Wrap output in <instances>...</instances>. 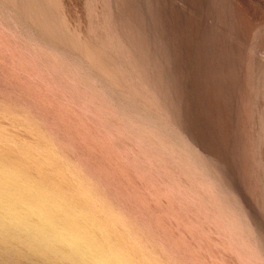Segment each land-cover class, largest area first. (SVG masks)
I'll list each match as a JSON object with an SVG mask.
<instances>
[{
    "label": "rangeland",
    "instance_id": "374dc122",
    "mask_svg": "<svg viewBox=\"0 0 264 264\" xmlns=\"http://www.w3.org/2000/svg\"><path fill=\"white\" fill-rule=\"evenodd\" d=\"M20 1L0 0V152L48 147L153 264H264V0Z\"/></svg>",
    "mask_w": 264,
    "mask_h": 264
},
{
    "label": "bare ground",
    "instance_id": "6f19581e",
    "mask_svg": "<svg viewBox=\"0 0 264 264\" xmlns=\"http://www.w3.org/2000/svg\"><path fill=\"white\" fill-rule=\"evenodd\" d=\"M28 0L22 1L25 2L26 5L32 6L34 3L33 0H29L30 2L27 3ZM35 4L37 5L38 2L35 0ZM39 1V0H38ZM43 1V0H41ZM127 1V0H126ZM125 1V2H126ZM137 1V0H133ZM130 1V2H133ZM152 3L153 1L150 0ZM158 0H156L157 2ZM161 1V0H160ZM166 1V0H165ZM170 1V0H169ZM168 1V2H169ZM173 1V0H172ZM176 1V0H175ZM174 1V2H175ZM40 2V1H39ZM129 2V3H130ZM147 2V1H146ZM155 2V1H154ZM164 2V1H163ZM184 2V1H183ZM190 2V1H189ZM200 2V1H199ZM232 2V1H231ZM21 1L20 4L22 5ZM41 2V5L44 3ZM149 3V2H148ZM167 3V2H166ZM177 3V2H175ZM181 3V2H180ZM186 3V2H185ZM24 4V3H23ZM34 4V5H35ZM126 4V3H125ZM136 4V3H135ZM154 4V3H153ZM152 4V5H153ZM158 4V3H157ZM170 4V3H168ZM167 4V5H168ZM173 4V3H172ZM178 4V3H177ZM184 4V3H183ZM218 4V3H217ZM230 4V2H229ZM33 8L36 7V5ZM40 4H38L39 9L38 11L41 12L42 8L45 11V8ZM124 5V3H123ZM127 5V4H126ZM151 5V4H150ZM151 5V7H152ZM155 5V4H154ZM165 5V4H164ZM180 5V4H179ZM182 5V3H181ZM180 5V7H182ZM194 5V4H193ZM130 6V5H129ZM136 6V5H135ZM138 6V5H137ZM143 6V5H141ZM157 6V5H156ZM159 6H161L159 4ZM185 6V5H184ZM183 6V8H184ZM229 6V5H228ZM24 13L28 12L30 15L31 13L35 15V12L38 11L33 9L32 7L27 6L28 11L25 5H22ZM149 7V6H148ZM162 7V6H161ZM160 7V8H161ZM167 7V6H166ZM169 7V5H168ZM167 7V8H168ZM179 7V6H178ZM179 7V8H180ZM190 7V6H189ZM192 7V6H191ZM190 7V8H191ZM31 8V9H30ZM48 13L44 14H52L53 11L51 7H47ZM130 8V7H129ZM132 8V3H131ZM134 8V3H133ZM137 12H138V7ZM134 8V9H135ZM154 8V6L152 7ZM165 8V7H164ZM188 8V7H187ZM200 8V7H199ZM198 8V9H199ZM206 8V7H205ZM30 9V10H29ZM197 9V10H198ZM229 9V8H228ZM52 11V13L50 12ZM124 10V8H123ZM136 10V9H135ZM140 10V9H139ZM153 10V9H151ZM181 10V9H180ZM193 10V8L191 9ZM202 10V9H201ZM210 10V9H209ZM32 11V12H30ZM133 11V9L131 10ZM142 13L144 11L141 10ZM140 11V12H141ZM150 11V10H149ZM155 11V9L153 10ZM175 11V9H174ZM206 11V9H205ZM22 12V11H21ZM20 12V13H21ZM30 12V13H29ZM50 12V13H49ZM123 12V11H122ZM135 12V13H137ZM158 12V11H157ZM170 12V9L168 10ZM198 12V11H197ZM195 12V13H197ZM214 12V11H213ZM218 12V11H217ZM41 13L43 18L36 19L40 17H34L33 21L38 22L37 24L39 27L44 24L43 21L46 23L49 22L45 19V16ZM173 13V12H172ZM178 13V11H177ZM176 13V14H177ZM39 14V13H37ZM151 14V13H150ZM158 14V13H157ZM171 14V13H170ZM175 14V13H173ZM180 14V13H179ZM183 14V13H181ZM189 14V13H188ZM193 14V12H192ZM190 14V16L192 15ZM220 14V12H219ZM224 14V13H223ZM23 15V14H22ZM27 16L31 18L33 16ZM53 15V14H52ZM56 15V14H55ZM136 15V14H135ZM138 15V14H137ZM141 15V14H140ZM153 14H151L152 16ZM156 15V14H155ZM165 15V14H164ZM162 15V18H166ZM168 17V14H166ZM165 15V16H166ZM184 15V14H183ZM197 15V14H195ZM213 15V14H212ZM24 16V15H23ZM144 16H146L144 14ZM149 16V15H148ZM154 16V15H153ZM152 16V18H153ZM177 16V15H176ZM180 16V15H179ZM178 18H181L179 17ZM26 17V16H25ZM24 17V18H25ZM127 17V15H126ZM139 17V16H138ZM150 17V16H149ZM155 17V16H154ZM198 17V16H197ZM219 17V15H218ZM223 17V16H222ZM140 18V17H139ZM142 18V17H141ZM144 18V17H143ZM147 18V17H146ZM145 18V20H146ZM156 18V17H155ZM176 17V20L178 19ZM193 20V17H191ZM27 19V18H26ZM30 19V20H32ZM42 19L41 25L39 20ZM52 17L50 18V21ZM54 19V15H53ZM60 19V18H59ZM148 19V18H147ZM168 18H166L167 20ZM175 19V18H174ZM184 19V18H183ZM198 19V18H197ZM200 19V18H199ZM210 19V18H209ZM219 19V18H218ZM57 18L54 20L56 21ZM127 20V19H126ZM138 20V19H137ZM143 19V21L145 22ZM151 20V19H150ZM155 20V19H152ZM170 20V19H169ZM173 20V18H172ZM170 20V21H172ZM206 20V19H205ZM226 20V19H225ZM59 21V20H57ZM141 21V19H139ZM160 21V18H159ZM158 21V22H159ZM163 21V20H162ZM199 23V20H197ZM220 21V20H219ZM60 22V21H59ZM137 22V21H136ZM148 22V21H147ZM152 22V21H151ZM209 22V20H208ZM237 22V21H236ZM235 22V24H237ZM45 23L43 29H45L46 25L49 24V29L52 32L57 31V29L53 31V27H57V25L52 26L49 22L48 24ZM56 23V22H55ZM134 23V22H131ZM141 23V22H140ZM224 23V20H223ZM60 24V23H57ZM62 24V23H61ZM60 24V25H61ZM145 24V23H144ZM168 24V22H166ZM195 24V23H194ZM201 24V23H200ZM220 24V23H219ZM225 24V23H224ZM131 27L133 24H130ZM136 27V23L134 24ZM133 25V26H134ZM141 26L143 24H140ZM150 25V24H149ZM155 25V23H154ZM157 25V24H156ZM155 25V26H156ZM160 25H162L160 23ZM160 25L158 27H160ZM197 25V24H196ZM208 25V24H207ZM210 25V24H209ZM230 25V24H229ZM134 26V27H135ZM139 26V27H141ZM153 26V24H152ZM164 26V24H163ZM169 26V25H167ZM175 26V25H174ZM199 26V25H198ZM220 26V25H219ZM40 27V28H41ZM52 27V28H51ZM62 27V28H61ZM60 29H64L61 25ZM130 27V26H129ZM128 29V33L133 31L132 29ZM137 27V31L140 29L142 31L143 27ZM146 27V26H145ZM170 27V26H169ZM197 27V26H195ZM223 27V26H222ZM46 28V29H47ZM58 28V29H59ZM151 28V27H149ZM162 28V27H161ZM164 28V27H163ZM162 28V29H163ZM168 28V27H167ZM188 28V27H187ZM207 28H209L207 26ZM221 29V27H219ZM45 29V30H46ZM48 29V30H49ZM134 29V28H133ZM145 29V28H144ZM173 29V27H172ZM205 29V28H204ZM210 29V28H209ZM208 29V30H209ZM219 29V30H220ZM61 30V31H62ZM161 31V29L159 28ZM169 30V28L167 29ZM178 30V29H177ZM191 30V29H190ZM217 30V31H219ZM226 30V29H224ZM228 30V29H227ZM42 31V30H41ZM50 31V30H49ZM60 31V34L62 32ZM136 29L134 30V32ZM144 31V30H143ZM204 31V30H203ZM207 31V29H206ZM211 31V29L209 30ZM208 31V32H209ZM221 31V30H220ZM229 31V30H228ZM51 32V34H52ZM67 32V30L65 31ZM63 32V33H65ZM145 32V31H144ZM152 33V31H150ZM179 32V31H177ZM191 32V31H190ZM189 32V33H190ZM196 32V31H195ZM207 32V33H208ZM56 33V32H55ZM62 33V34H63ZM133 33V32H132ZM160 33V32H159ZM166 33V32H164ZM210 33V32H209ZM221 33H223L221 31ZM228 33V32H227ZM226 33V34H227ZM59 36H62L60 35ZM71 34V33H70ZM127 34V32H126ZM134 34V33H133ZM136 34V32H135ZM156 34V33H154ZM154 34L152 36H154ZM201 34V33H200ZM214 34V33H213ZM231 34V33H230ZM234 34V33H233ZM57 34H54V37ZM65 35H68L67 33ZM125 35V33H124ZM132 34H128V37ZM140 35V34H139ZM181 35V34H180ZM236 35V34H235ZM71 36V35H70ZM70 36H68L70 38ZM136 36V35H135ZM146 36V35H145ZM189 36V35H188ZM209 36V35H208ZM219 36V35H218ZM231 36V35H230ZM237 36V35H236ZM65 38L67 36H64ZM133 37V36H131ZM130 37V38H131ZM155 37V36H154ZM153 37V38H154ZM163 37V36H162ZM191 37V36H190ZM233 37V35H232ZM63 38V37H62ZM61 38V39H62ZM137 38V37H136ZM200 38V37H199ZM203 38V37H202ZM220 38V37H219ZM226 38V37H225ZM67 39V38H66ZM72 39V38H71ZM132 39V38H131ZM162 39V38H161ZM172 39V38H171ZM214 39V36H213ZM237 39V38H236ZM64 40V39H63ZM70 40V39H69ZM68 40V41H69ZM133 40V39H132ZM136 40V39H135ZM200 40V39H199ZM212 40V39H211ZM215 40H218L217 38ZM233 40V39H232ZM66 41V40H65ZM173 41V40H172ZM220 41V40H219ZM142 41L138 42L141 43ZM175 42V41H174ZM207 42V41H206ZM205 42V43H206ZM210 42V41H209ZM217 42V41H216ZM222 42V41H221ZM220 42V43H221ZM225 42V40H224ZM239 42V41H238ZM73 43V42H72ZM75 43V42H74ZM171 43V42H170ZM200 43V42H199ZM214 43V42H213ZM219 43V44H220ZM67 44V42H66ZM137 45L136 43H133ZM157 44V43H156ZM167 44V43H166ZM130 45V43L128 44ZM132 45V43H131ZM148 45V43H147ZM162 45V44H161ZM133 46V45H132ZM151 46V45H150ZM173 46V45H172ZM202 46V45H201ZM123 47V46H122ZM125 47V46H124ZM127 47V46H126ZM137 47H140L137 45ZM136 47V48H137ZM159 47V46H158ZM90 48V47H89ZM134 48V47H131ZM161 48V47H160ZM201 48V47H200ZM206 48V47H205ZM88 49V47L86 48ZM173 49V48H172ZM186 49V48H185ZM198 49V48H197ZM202 49V48H201ZM89 50V49H88ZM91 50V48H90ZM89 50V51H90ZM94 52H93V51ZM90 53L93 54L98 53L92 49ZM127 50V48H125ZM130 53V46L128 48ZM134 50V49H133ZM143 50V49H142ZM156 50V49H155ZM189 50V49H188ZM203 50V49H202ZM201 50V52H202ZM217 50V49H216ZM123 51V50H122ZM135 51H137L135 49ZM131 51V52H135ZM158 51V50H157ZM100 52V51H99ZM146 54V51H143ZM168 52V51H167ZM218 52V51H217ZM89 53V52H88ZM89 53V54H90ZM125 53V52H124ZM136 53V52H135ZM138 53V51H137ZM143 53V55H144ZM158 53V52H157ZM187 53V52H186ZM190 53V52H189ZM200 53V52H199ZM207 53V52H206ZM219 53V52H218ZM94 54V56H95ZM100 54V53H99ZM103 54V53H101ZM100 54V55H101ZM162 54V53H161ZM226 54V52H225ZM97 55V54H96ZM142 56V52H140ZM158 55V54H157ZM190 55V54H189ZM220 58V54H218ZM229 55V54H228ZM93 56V58H94ZM102 56V55H101ZM121 56V55H120ZM201 57V56H200ZM209 57V56H208ZM207 57V58H208ZM232 57V56H231ZM92 58V56H91ZM97 60V56L95 57ZM101 58V57H100ZM160 58V57H159ZM179 58V57H178ZM199 58V57H198ZM203 58V57H202ZM224 58V57H223ZM108 61V57L106 58ZM129 59V58H128ZM205 59V58H203ZM234 59V58H232ZM103 63L108 65L109 63H105V60L101 58ZM174 60V59H173ZM206 60V59H205ZM220 60V59H219ZM228 60V59H227ZM226 60V61H227ZM91 61H94L91 59ZM102 61H98L103 64ZM144 61V60H143ZM176 61V60H175ZM195 61V60H194ZM200 61V60H198ZM204 61V60H203ZM215 61V60H213ZM119 62V61H118ZM123 63V62H122ZM221 63V62H220ZM177 64V63H176ZM203 64V63H202ZM107 65L105 67H107ZM110 65V64H109ZM157 65V64H156ZM221 65V64H220ZM237 65V64H236ZM142 66V65H141ZM203 66V65H201ZM200 66V68H201ZM99 67V66H98ZM116 67V66H115ZM114 67V68H115ZM204 67V66H203ZM109 68V67H108ZM233 68V67H232ZM237 68V67H236ZM97 69V68H96ZM103 69V68H102ZM101 69V70H102ZM107 69V68H106ZM214 69V68H213ZM224 69V66H223ZM228 69V68H227ZM202 70V68H201ZM231 70V69H229ZM121 71V70H120ZM125 71V70H124ZM208 71V70H207ZM219 71V70H218ZM226 71V70H225ZM122 72V71H121ZM211 73V72H210ZM229 73V72H228ZM225 74V73H224ZM210 75V74H209ZM214 76V75H213ZM224 77V76H223ZM128 78V77H127ZM130 78V77H129ZM212 79V78H211ZM218 79V77H216ZM225 79V78H224ZM207 80V78H206ZM214 80V78L212 79ZM136 81V80H135ZM126 82V81H125ZM209 82V81H207ZM223 82V81H222ZM129 84V83H128ZM210 85V83H208ZM217 84V83H216ZM126 85V84H125ZM137 85V84H136ZM208 85V86H209ZM219 92V91H218ZM175 94V93H174ZM231 95V94H230ZM221 98V97H220ZM119 99V98H118ZM123 100V99H122ZM133 101V100H132ZM222 101V100H221ZM220 101V102H221ZM130 102V101H129ZM223 102V101H222ZM131 103V102H130ZM127 104V103H126ZM137 104V103H136ZM225 104V103H223ZM121 105V104H120ZM129 106V105H128ZM130 109V108H129ZM127 111V110H125ZM129 111V110H128ZM264 111V110H263ZM130 112V111H129ZM132 113V111H131ZM135 113V112H133ZM141 113V111H140ZM139 114V113H138ZM137 114V115H138ZM133 115V114H132ZM136 115V114H135ZM129 116V115H128ZM139 116V115H138ZM136 116V119L137 117ZM144 116V115H143ZM142 116V117H143ZM141 117V118H142ZM140 118V117H139ZM140 118V119H141ZM148 118V117H147ZM150 118V117H149ZM146 118H144L145 120ZM154 120V119H153ZM158 120V119H157ZM146 121V120H145ZM150 122V121H149ZM153 123V121H152ZM159 123V122H157ZM161 123V122H160ZM150 124V123H149ZM162 124V123H161ZM151 125V124H150ZM160 125V124H159ZM163 126V124L161 125ZM165 127V126H164ZM178 127V126H177ZM180 127V126H179ZM151 128H153L151 126ZM163 128V127H161ZM169 128V127H168ZM182 128V127H181ZM156 128H153V130ZM177 129V128H176ZM167 130V129H166ZM170 130V129H169ZM168 130V132H169ZM179 130V128H178ZM176 131V130H175ZM157 132V130H156ZM155 132V133H156ZM160 131H158L159 133ZM172 132V129H171ZM177 132V131H176ZM157 133V136H159ZM179 133V132H178ZM184 133V132H183ZM160 134V133H159ZM168 134V133H167ZM174 134V133H173ZM165 135V134H164ZM178 135V134H176ZM183 136V134H182ZM186 136V135H185ZM161 137V135H160ZM163 137V134H162ZM165 137V136H164ZM163 137V138H164ZM170 137V136H169ZM2 136L0 135V140ZM161 138V139H163ZM192 138V137H191ZM193 139V138H192ZM3 140V138H2ZM160 140V139H159ZM168 140V139H167ZM179 140V139H178ZM182 140V139H181ZM187 140V138H186ZM191 140V139H190ZM189 140V141H190ZM161 141V140H160ZM166 141V140H165ZM176 141V140H175ZM184 141V140H183ZM188 141V140H187ZM192 141V140H191ZM164 142V141H163ZM170 142V139H169ZM173 142V141H172ZM162 143V141H161ZM174 143V142H173ZM172 143V144H173ZM193 143V142H192ZM167 144V143H166ZM186 144V143H185ZM185 144H183L185 146ZM170 145V144H169ZM180 145V144H179ZM182 145V144H181ZM16 145L15 147H17ZM168 146V145H166ZM173 145L170 146V148ZM40 147V146H38ZM177 147V146H176ZM180 147V146H178ZM189 147V146H188ZM199 147V146H198ZM41 148V147H40ZM48 148V147H47ZM47 148H41L44 151H40L39 148L35 146H28V145H21L18 146L17 150L20 153V158L9 157L7 153L0 152V241L5 245L3 248L0 249V258L8 264H16V261L20 257H24L25 255L29 256H36L39 257V264H153L147 258L141 257L140 255V248L139 243L137 244L134 241L128 240L126 234L123 232L122 228H117L119 225L113 216H109L104 210L95 202V198L90 194L82 182V180H78L79 178L76 177V180L67 178L66 174L68 169L62 168V166L57 162L54 156L51 154V150H46ZM169 148V147H168ZM184 149L183 147H180ZM2 149V148H1ZM6 149V148H4ZM178 149V148H177ZM191 149V148H190ZM11 151L12 148L7 150ZM3 151V150H2ZM13 151V150H12ZM40 151V152H39ZM180 151V150H179ZM191 151V150H190ZM199 151V150H198ZM205 151V149H204ZM6 152V151H5ZM174 152V151H173ZM172 152V153H173ZM189 153V151H187ZM185 152V153H187ZM192 152V151H191ZM17 153V152H15ZM38 153V154H37ZM179 153V152H178ZM198 154L200 152H197ZM175 154V153H174ZM181 155V152L179 153ZM191 154V153H190ZM208 154V153H207ZM7 155V156H6ZM186 155V154H185ZM184 155V156H185ZM196 155V154H195ZM202 155V154H201ZM200 155V156H201ZM210 155V154H209ZM11 156V155H10ZM182 156V155H181ZM193 156V155H192ZM199 156V157H200ZM204 156V154H203ZM213 156V155H212ZM186 157V156H185ZM188 157V156H187ZM194 157V156H193ZM192 157V158H193ZM198 157V156H197ZM206 157V156H205ZM181 158V157H180ZM190 158V157H189ZM217 158V157H216ZM215 158V159H216ZM209 159V158H208ZM182 160V159H181ZM222 160V159H221ZM184 161V160H183ZM188 161V160H187ZM201 161V160H200ZM203 161V160H202ZM208 161V160H207ZM189 162V161H188ZM205 162V161H204ZM210 162V161H209ZM215 162V160H214ZM218 162V161H217ZM216 162V163H217ZM184 163H187L186 161ZM215 163V164H216ZM206 164V163H205ZM212 164V162H211ZM189 165V164H188ZM196 166V164H193ZM204 165V164H203ZM214 165H212L213 167ZM216 166V165H215ZM219 166V164H218ZM262 166V165H261ZM222 167V166H221ZM195 168V167H194ZM198 168V167H197ZM208 167L206 166V169ZM216 168V167H215ZM30 169L35 171V175L30 173ZM196 169V168H195ZM264 169V168H263ZM45 170L49 171L51 175L45 173ZM66 170L67 172H64ZM201 171V168L199 169ZM209 170V168L207 169ZM71 171V170H70ZM230 171V170H229ZM73 172V171H72ZM71 172V173H72ZM204 172V171H203ZM202 172V173H203ZM48 173V172H47ZM66 173V174H65ZM206 174V173H204ZM203 174V175H204ZM218 174V173H217ZM221 174V173H220ZM261 174V173H260ZM69 175V174H67ZM205 176V175H204ZM211 176V175H210ZM213 176V175H212ZM219 176V175H218ZM216 177V176H215ZM210 178V177H209ZM208 178V179H209ZM214 178V177H212ZM226 178V177H225ZM258 179V178H257ZM262 179V178H261ZM264 179V178H263ZM214 180V179H213ZM211 181V180H210ZM226 181V180H225ZM264 181V180H263ZM213 182V181H211ZM260 182V181H259ZM219 183V182H218ZM86 184V183H85ZM210 184V183H209ZM235 184V183H234ZM211 185V184H210ZM215 185V184H213ZM229 185V184H228ZM227 185V186H228ZM216 187V186H215ZM219 187V186H218ZM224 187V186H223ZM229 187V186H228ZM220 188V187H219ZM232 188V187H231ZM90 189V188H89ZM234 191V190H233ZM232 192V191H231ZM222 193V192H221ZM238 193V192H236ZM219 194V193H218ZM216 195V194H215ZM229 195V194H228ZM227 196V194H226ZM225 196V197H226ZM241 198V197H240ZM224 212V211H223ZM235 218V217H234ZM118 219V218H117ZM245 222V221H244ZM245 224V223H244ZM244 226V225H242ZM246 226V224H245ZM244 226V227H245ZM121 229V230H120ZM16 242V243H15ZM1 243V244H2ZM24 248V251L22 248ZM26 256V257H27ZM146 256V255H145Z\"/></svg>",
    "mask_w": 264,
    "mask_h": 264
}]
</instances>
